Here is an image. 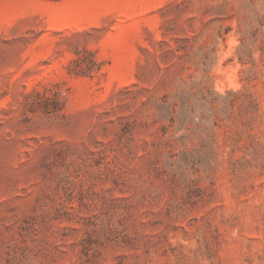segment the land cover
<instances>
[{"label":"rangeland","instance_id":"obj_1","mask_svg":"<svg viewBox=\"0 0 264 264\" xmlns=\"http://www.w3.org/2000/svg\"><path fill=\"white\" fill-rule=\"evenodd\" d=\"M0 264H264V0H0Z\"/></svg>","mask_w":264,"mask_h":264},{"label":"trees","instance_id":"obj_2","mask_svg":"<svg viewBox=\"0 0 264 264\" xmlns=\"http://www.w3.org/2000/svg\"><path fill=\"white\" fill-rule=\"evenodd\" d=\"M53 1H57V0H53Z\"/></svg>","mask_w":264,"mask_h":264}]
</instances>
